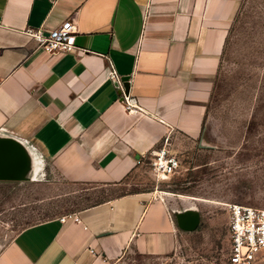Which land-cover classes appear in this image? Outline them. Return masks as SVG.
Masks as SVG:
<instances>
[{
	"label": "crops",
	"instance_id": "1",
	"mask_svg": "<svg viewBox=\"0 0 264 264\" xmlns=\"http://www.w3.org/2000/svg\"><path fill=\"white\" fill-rule=\"evenodd\" d=\"M241 1L0 0V182L54 175L117 187L162 144L209 145L208 102ZM66 19L73 51L48 53L26 31ZM112 71L128 77L127 93ZM73 214L80 222L60 216L0 235V264L163 255L198 223L192 207L176 212L144 190ZM251 264H264V249Z\"/></svg>",
	"mask_w": 264,
	"mask_h": 264
},
{
	"label": "rangeland",
	"instance_id": "2",
	"mask_svg": "<svg viewBox=\"0 0 264 264\" xmlns=\"http://www.w3.org/2000/svg\"><path fill=\"white\" fill-rule=\"evenodd\" d=\"M226 39L207 108L209 145L172 140L164 144L178 160L172 173L155 171L146 158L117 187L67 182L54 175L0 182L1 237L144 190L155 192L176 212L192 207L198 223L182 233L170 253L128 250L111 264H230L228 205L264 208V0L241 1Z\"/></svg>",
	"mask_w": 264,
	"mask_h": 264
},
{
	"label": "built area",
	"instance_id": "3",
	"mask_svg": "<svg viewBox=\"0 0 264 264\" xmlns=\"http://www.w3.org/2000/svg\"><path fill=\"white\" fill-rule=\"evenodd\" d=\"M28 35L37 46L48 53L67 52L76 49V29L70 19L62 21L58 26L47 33L41 29H27ZM112 80L123 91V85L119 77L112 71ZM126 107L134 101L123 95ZM148 163L155 171L163 174L172 173L178 165L175 155L162 144L159 148L150 152ZM227 231L229 236L228 261L230 264H251L256 254L264 249V208L252 207L241 204L228 205ZM72 218L80 222V218L74 214L60 217V221Z\"/></svg>",
	"mask_w": 264,
	"mask_h": 264
},
{
	"label": "water",
	"instance_id": "4",
	"mask_svg": "<svg viewBox=\"0 0 264 264\" xmlns=\"http://www.w3.org/2000/svg\"><path fill=\"white\" fill-rule=\"evenodd\" d=\"M121 80H123V81H124V82H123L124 93H127V92H128V82H127V80H128V77H127V76H125V77H123Z\"/></svg>",
	"mask_w": 264,
	"mask_h": 264
}]
</instances>
